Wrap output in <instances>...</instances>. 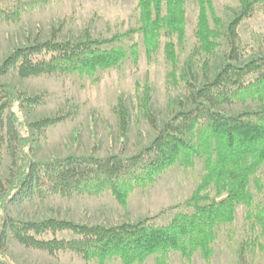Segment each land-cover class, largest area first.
<instances>
[{
    "label": "trees",
    "instance_id": "1",
    "mask_svg": "<svg viewBox=\"0 0 264 264\" xmlns=\"http://www.w3.org/2000/svg\"><path fill=\"white\" fill-rule=\"evenodd\" d=\"M51 0H0V19L18 20L22 13ZM200 5L198 35L200 50L214 56L226 38L230 51L219 72L209 81L197 87L191 85L192 106L181 109L158 125L148 103L142 105L150 124L156 129L153 140L135 155L123 153L100 157L96 152L69 154L49 160H37L31 156L34 133H23V123L15 106L28 108L38 101L18 87L0 84V150L6 147L14 168L10 178L0 180V264H12L7 257L10 238H16L26 247L43 249L51 254L75 251L90 261L104 264L115 257L122 264H142L155 257L157 264H169L172 253L178 252L186 264L200 252L210 262L213 243L219 229L232 225L236 206L245 204L250 221L249 239L239 247L240 261L248 264L247 254L255 253L264 235V207L256 212L254 193H264L261 173L264 166V109L228 114L218 109L221 105L236 103H264V72L245 80L252 73L264 70V56L239 63L238 27L242 19L249 17L264 0H239L240 13L228 26L216 15L212 0H197ZM186 0H140V28L145 37L149 55L158 47L164 32L185 36ZM166 5V13L163 7ZM214 27L210 26L209 14ZM113 43H116L113 45ZM108 44L111 47L105 48ZM134 56L138 53L133 46ZM167 59L171 65L169 83L178 88V54L173 40L166 44ZM128 55L122 46V37L111 40L86 39L78 42L46 41L16 48L0 63V77L17 70L22 78L55 72L95 74L98 70L115 67ZM133 56V57H134ZM122 133L127 123L126 110L119 108ZM64 116L47 117L33 121L28 128L39 136L64 120ZM25 126V125H24ZM29 146V147H28ZM195 158L205 162L206 174L186 202L190 212H178L166 226H158L151 219L137 223L113 226L85 225L72 221L49 218L42 221H25L10 215L9 204L22 203L35 197L46 198L62 193H98L111 190L126 205L137 186L153 184L165 170L178 162L192 164ZM69 231L73 237L57 238L58 232ZM229 235L231 230H228ZM257 233V234H256ZM52 234L51 238L44 236Z\"/></svg>",
    "mask_w": 264,
    "mask_h": 264
},
{
    "label": "rangeland",
    "instance_id": "2",
    "mask_svg": "<svg viewBox=\"0 0 264 264\" xmlns=\"http://www.w3.org/2000/svg\"><path fill=\"white\" fill-rule=\"evenodd\" d=\"M140 0H51L35 8L25 10L18 20L0 19V63L16 48L38 42H78L86 39L111 40L122 37V46L128 55L115 67L98 70L95 74L55 72L22 78L17 70L0 77V84L9 83L30 97H36L35 105L26 108L15 106L23 123L26 135L34 133L31 156L37 160H49L69 154L85 155L92 151L98 156L123 153L135 155L148 145L156 135L142 105L148 103L158 125L181 109L192 106L191 85L197 87L211 80L223 67L230 44L226 38L214 56L200 50L198 22L200 5L197 0H186L185 36L164 32L158 47L149 55L145 37L140 28ZM216 15L228 26L240 13L239 0H212ZM166 13V5L163 7ZM210 26L214 20L209 14ZM239 63L264 56V4L254 9L249 17L242 19L238 27ZM173 40L178 54L177 77L181 86L169 83L171 71L167 59L166 44ZM116 43H113L115 45ZM138 53L134 56L133 46ZM108 44L105 48L111 47ZM134 56V57H133ZM264 70L246 77L251 80ZM183 76L189 81H183ZM119 108L126 110L127 123L122 133ZM218 109L228 114L264 109V103H236L221 105ZM64 116L65 119L50 127L46 134L28 128L33 122L47 117ZM25 125V126H24ZM29 147V146H28ZM14 168L13 158L4 146L0 150V180L6 182ZM206 174L205 162L195 158L192 164L178 162L160 174L153 184L137 186L127 204L117 199L111 190L98 193L71 195L56 193L46 198L35 197L22 203L9 204L6 211L13 217L25 221H42L49 218L62 219L85 225L113 226L137 223L151 219L158 226H166L181 211L190 212L186 202L191 198ZM264 180V166L261 173ZM254 193L256 212L264 207V193ZM245 204L236 206L232 225L217 231L210 262L200 252L193 255L191 264H238L239 247L249 239L250 221ZM3 212L0 210V223ZM231 230L229 235L228 230ZM260 244L255 253L247 254L248 264H264V235L260 233ZM256 233V234H257ZM57 238H71L69 231L57 233ZM48 234L43 238H51ZM7 257L12 264H101L90 261L75 251L51 254L47 250L26 247L16 238H10ZM149 257L142 264H157ZM104 264H122L120 257ZM169 264H186L178 252L169 257Z\"/></svg>",
    "mask_w": 264,
    "mask_h": 264
}]
</instances>
